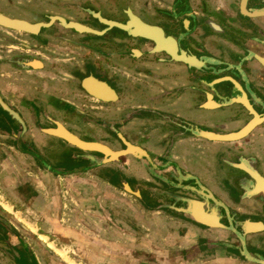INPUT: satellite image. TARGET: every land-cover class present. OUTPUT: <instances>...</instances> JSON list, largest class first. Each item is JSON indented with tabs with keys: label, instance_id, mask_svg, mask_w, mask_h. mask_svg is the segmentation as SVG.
I'll list each match as a JSON object with an SVG mask.
<instances>
[{
	"label": "flooded vegetation",
	"instance_id": "obj_1",
	"mask_svg": "<svg viewBox=\"0 0 264 264\" xmlns=\"http://www.w3.org/2000/svg\"><path fill=\"white\" fill-rule=\"evenodd\" d=\"M0 14L39 24H0V151L24 157V179L34 165L56 195L62 178L104 165L81 158L63 130L113 150L132 145L146 156L129 151L99 175L161 211L164 225L169 216L195 226L200 243L188 256L206 255L211 230L216 248L252 264L238 237L246 220L264 224V0H0ZM138 21L161 32L149 39L119 26ZM255 119L237 140L197 134ZM206 194L226 205L231 227L219 206L193 211ZM212 214L227 229L200 220ZM8 241L27 251L24 240ZM245 242L261 248L264 228Z\"/></svg>",
	"mask_w": 264,
	"mask_h": 264
},
{
	"label": "crops",
	"instance_id": "obj_2",
	"mask_svg": "<svg viewBox=\"0 0 264 264\" xmlns=\"http://www.w3.org/2000/svg\"><path fill=\"white\" fill-rule=\"evenodd\" d=\"M210 148L216 149L214 144ZM109 167L104 164L96 167V172L90 169L71 174L69 179L62 178L54 202L48 200L49 195L53 197L48 183L35 181L36 188L29 192L38 194L36 200L39 204L43 200L46 205L34 207L27 203L25 210L30 215L36 214L39 222L18 211L10 198L19 200V196L9 188H5L11 194L6 202L14 215L21 216L18 221L62 264H241L234 256H224L216 250L211 256H188L189 249L198 245L201 235L198 229L169 216L170 225H164L161 211L145 210L138 204L136 194H125L118 188V181L109 182L105 175H99L103 174L101 170L105 174L104 169ZM21 179L24 177L18 183ZM24 190L25 186L20 188L23 194ZM223 198L229 201L226 195ZM9 208L5 209L10 211ZM41 215L46 216L45 220L40 219ZM180 228L187 229L183 232ZM204 233L206 246L216 248V233L211 230ZM182 252L187 256L183 257Z\"/></svg>",
	"mask_w": 264,
	"mask_h": 264
},
{
	"label": "rangeland",
	"instance_id": "obj_3",
	"mask_svg": "<svg viewBox=\"0 0 264 264\" xmlns=\"http://www.w3.org/2000/svg\"><path fill=\"white\" fill-rule=\"evenodd\" d=\"M9 159V160H8ZM22 160H24V157L20 154L17 155L16 153L12 151H0V218L3 219L6 224L8 225L6 230H4V233H10V236H13L14 240H24L27 245V251H22V248H15L9 246L8 237H4L0 235V264H16V258L19 256L20 258H24L23 260L26 262L25 264H31V257H33V260L37 264H62L60 262V259L53 255L50 251H48L36 238V236L27 229V227L22 224L20 221H18L21 216L14 215L12 213L13 209H10L7 204V197H11V194L8 193V191H5V188H9L11 193L19 196V200L17 197L10 198L12 201V204L15 203V207H17L18 211L23 212V214L26 215L31 220H34L36 222H39L37 215L31 214L25 210V205L27 203L34 204L33 206L38 207V205L43 206L45 202L43 200L39 202L36 200V196L38 194H31L32 189L36 188V182L39 176V171L34 165L30 166L31 171V177L30 180L28 179H21V182H25V190L23 194L19 188L23 189V185L18 183V179L24 176L23 170L21 169V166L18 164ZM33 164V163H32ZM37 178V179H36ZM21 185V187H19ZM31 190V193L29 192ZM6 193V194H5ZM20 193V194H16ZM49 195L48 200L51 199V201L54 202L55 194ZM133 197V195H130ZM4 197H6L5 200ZM75 195V199H76ZM8 198V199H9ZM46 205V204H45ZM9 208L7 211L5 208ZM56 207V206H55ZM55 207L53 209H48V213L51 214V211L55 210ZM38 209V208H36ZM36 211V210H33ZM22 217H25L22 215ZM46 216L41 215L40 219L43 218L45 220ZM23 220V219H22ZM10 227L15 231V234L12 232ZM0 232H3L0 230ZM259 237V236H258ZM252 238V237H251ZM257 238V237H255ZM233 240L232 242H234ZM16 242V241H15ZM263 243V244H262ZM259 242L258 244L261 246V248H256L260 250L264 254V242ZM11 244V243H10ZM252 250H256L255 248H251ZM26 250V249H25ZM214 250L217 251V253H222L224 256H235L234 252L225 249V248H207L206 253L207 256H211L214 254ZM257 251V250H256ZM16 256L15 258H13ZM21 261V260H20ZM19 261V262H20ZM23 262V261H21ZM31 262V263H30ZM23 264V263H22Z\"/></svg>",
	"mask_w": 264,
	"mask_h": 264
},
{
	"label": "water",
	"instance_id": "obj_4",
	"mask_svg": "<svg viewBox=\"0 0 264 264\" xmlns=\"http://www.w3.org/2000/svg\"><path fill=\"white\" fill-rule=\"evenodd\" d=\"M0 24L7 27V28H11L14 30H37L39 27V24L36 25H32L29 24L26 21L20 20V19H14V18H9L7 16H4L2 14H0ZM72 25V24H70ZM77 29L82 30V29H86L80 25L75 24L74 25ZM122 28H125L126 30H128L131 34H133V36L136 35H141L144 36L145 38H153L152 34L154 32H152V30H157L159 32H161L159 29H157L156 27H152L150 25H147L143 22L138 21V23L134 24V28L133 26L127 25V26H123L122 24L119 25ZM156 33V32H155ZM183 60L190 62L192 65H196V63H198V59L196 60L195 58L192 57H187L185 59V57H182ZM262 120V119H261ZM260 120V121H261ZM259 122V120H251L250 122H248L243 128H241L240 130L236 131V132H230V133H225V134H221V133H216V132H211V131H198L197 134L209 139V140H223V141H233V140H237L240 139L244 136H246L250 130L257 125V123ZM56 134V132H54ZM61 135L64 139H66L67 141L71 142L72 144L78 146L82 151L79 153V156L81 158H85L87 160H90V163H92V167H96L98 165L101 164H105L106 162L109 161H114L117 162L118 159L120 158V156L129 154L128 152L131 151L134 155L136 154H140V156L144 155L146 156L145 151L133 147L128 146L127 150H113L111 148H108L106 145H103L101 143L98 142H90V141H86V140H82L79 137L71 134L70 132L63 130L61 131V133L59 134ZM126 145H130L128 143H126ZM93 153H97V154H93ZM203 196H205V194H203ZM206 200L205 201H200V202H196V204H194V206H198V208L194 207L193 211L194 212H199L198 210H203V211H207L209 210V207L214 208L216 206H219L220 210L224 212V216L226 218V221L229 223L230 226L232 225V221H231V217L230 215H228V209L226 207V205L222 202H220L219 200H217L216 196H214L213 194H206ZM212 211V210H211ZM196 215V214H195ZM202 222L208 224V226L211 227H215V226H220L224 229H227V226L223 224H221V222L219 221L217 215L212 214L210 215H206V219L202 220L200 219ZM243 235H240L239 241H240V253L242 254V256L244 257V259L247 262H250L252 264H264V254L261 251H248L246 248V237L250 234H257L258 232H260L263 228H264V224L261 221H249L246 220L245 222H243ZM229 227V228H230ZM259 245V244H258Z\"/></svg>",
	"mask_w": 264,
	"mask_h": 264
},
{
	"label": "trees",
	"instance_id": "obj_5",
	"mask_svg": "<svg viewBox=\"0 0 264 264\" xmlns=\"http://www.w3.org/2000/svg\"><path fill=\"white\" fill-rule=\"evenodd\" d=\"M7 226H8V225L6 224V222H5L3 219L0 218V230L3 231V232H0V235H1V236L4 235V237H6V238L8 237L7 240H9V239H10V240H11V239H14L13 236H9L7 233H4V230H6ZM10 229H11L12 232L15 234V231H14L11 227H10ZM8 242H9V241H8ZM8 244H10V243H8ZM11 245H12V244H11ZM9 246H10V245H9ZM23 259H24V258H19L18 260H19V261H20V260L23 261L22 263H26ZM30 259H31V261H32V263L30 262L31 264H36L35 261L33 260V257H31ZM21 261H20V263H21ZM22 263H21V264H22Z\"/></svg>",
	"mask_w": 264,
	"mask_h": 264
}]
</instances>
